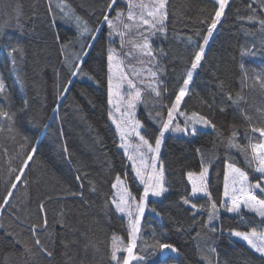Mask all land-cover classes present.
<instances>
[{"label":"trees","instance_id":"1","mask_svg":"<svg viewBox=\"0 0 264 264\" xmlns=\"http://www.w3.org/2000/svg\"><path fill=\"white\" fill-rule=\"evenodd\" d=\"M109 2L0 0V24L9 25L0 39V80L5 86L0 93V108L14 117L13 121L0 117V203L16 175L21 176L10 204L0 214V264H116L111 260L113 235L119 237L120 264L128 256L131 217L116 211L112 185L117 177L124 178L135 197L143 188L109 118L108 48L114 49L115 60L142 89L141 100L135 104L136 119L159 133L195 52L204 45L218 4L215 0H166L167 16L161 32L158 19L156 28L141 25L138 30L135 24L141 9H134L137 21H129L127 0H118L112 10L107 8ZM133 3L151 6L157 0ZM117 11L124 14L122 23L118 22L110 37L112 29L103 17L108 14L115 20ZM65 12L71 18L65 17ZM249 16L254 19L249 20ZM76 17L81 21L79 27ZM261 20L264 0H229L204 45L205 56L193 71L170 125V129L177 124L185 127V117L198 113L211 120L215 128L189 123L190 129L195 128L194 134L169 130L162 138L161 155L167 170H180L186 175L200 171L202 166L208 168L210 198L206 193L187 192L185 182L181 185L186 191L173 197L148 198L151 209L143 213L135 236L132 254L137 258L129 264H264V257L232 237L233 231H263L264 222L245 206L238 213H229L231 201L222 204L228 164L245 171L252 183L260 178L255 171L257 163L249 165L245 153L230 147L228 138L235 132L234 143L247 149L248 158L252 156L251 145L264 143V137L253 131L264 128ZM84 24L90 31H82ZM124 24L133 27L125 30ZM58 26L70 33L59 37ZM121 31L127 33L123 46L116 34ZM143 37L148 38L154 58L135 47L143 43ZM17 43L23 53L9 55ZM87 58L105 74V80L99 81L87 68ZM143 59L149 65L148 78L143 68H138ZM76 65H80L79 70ZM151 72L157 76L153 78ZM149 84L161 92L159 97ZM130 139L133 150L139 138ZM33 147L34 159L26 167L24 160ZM255 194L260 196L258 191ZM185 199L189 203H184ZM211 201L216 202L217 210L209 223ZM41 203L45 212L40 210ZM45 214L47 229L40 227L37 234L42 246L52 252L51 257L35 245L28 228L30 224L42 225ZM6 232H13L22 243L5 239ZM158 242L173 245L178 253L159 249Z\"/></svg>","mask_w":264,"mask_h":264},{"label":"snow or ice","instance_id":"2","mask_svg":"<svg viewBox=\"0 0 264 264\" xmlns=\"http://www.w3.org/2000/svg\"><path fill=\"white\" fill-rule=\"evenodd\" d=\"M118 0H110V2L107 5V8L109 10H112L114 6L117 4ZM215 2L218 4V8L215 11V16L212 19L211 26L208 28V35L204 37V45L208 43L209 37L213 33V29L216 28L218 22L220 21L221 16L224 14V9L225 6L228 4L229 0H215ZM128 3V12H127V19L129 21H137V17L134 14V9L139 8L141 9L140 15H139V22L135 24L137 29L139 30L141 28V25H149L150 28H156V23L155 21L158 19L160 23V31L163 32V22L166 19L167 12H166V0H157V4L155 5H145L143 3L140 4H134L133 0H127ZM151 8V10H147ZM145 10L146 11V16H145ZM21 13L17 11V17H19ZM123 12L117 11L116 12V17L115 20L110 19L108 14H105L103 17V21L106 22L112 31L108 33V35L111 37L115 30L118 27V22H121V17L123 16ZM65 17L71 18L69 12L64 13ZM147 17V18H146ZM249 20H253L254 17L249 16ZM76 23L77 26L79 27L81 25V21L79 17H76ZM17 24H19V20H17ZM261 25H264V20L260 21ZM8 24H0V39H3L5 36V31L6 28L8 27ZM124 29L125 30H130L133 25L132 24H124ZM83 32H88L90 31L87 27L86 24L83 25ZM120 36L121 38V45L123 46L124 43V37L127 34L126 31H121L116 33ZM155 35V33H152ZM59 40V37H57ZM93 39L95 37L93 36ZM204 45H201L199 47V51L195 52L194 59L192 60L191 63V69L187 71V76L183 80V87L180 88L179 94L176 96V101L175 103L172 104L171 108L168 111V120L163 122L162 127L159 129V135L155 139V147L153 148L152 145L149 143V141L145 138L144 135L141 134V128L143 125L139 120H133V112L132 110L135 107V104L141 100L142 96V89L137 87V85L134 83L132 78H129L127 73H124L121 70V74L119 77L120 83L115 85L116 89H119L123 86V84L126 82L127 84V93H128V100L126 104H122V101H120V94L119 91H116L114 93V85H113V76H112V70L114 67V49L111 47L108 48L107 51V61H108V71H109V76H108V104L110 106L115 107V111L120 113V122H117L115 117L113 116V112L109 111V118L113 120V123L116 124V128L120 134L121 139H125L127 135L134 134L136 137L139 138V140L142 142V145L146 146L147 151L150 153H154L155 155L152 156L151 158V168H152V174H148L146 172L141 171L142 168L147 169L148 165L144 164V154L141 153L139 159L141 160V165L139 167L136 166L135 164V158L132 156H128L129 160L133 161V167L135 168L136 175L140 177L141 181L144 184V194L140 198V202L135 204V208L138 209L139 213L142 215L144 210H145V204L144 201L148 197L149 193L152 192L153 195L155 196H160L164 191L165 188L163 187V184H159V189L156 191H153V185L151 181L153 180V175L155 174V170L157 168L156 161L159 158V153L161 149V144H162V138L164 137L165 132L172 130L176 132H184L188 133L189 131L192 132V134L195 133V128L192 127L191 129L187 126L189 123L192 125L196 124H203L205 126H211L215 128V125L212 123L211 120H209L207 117L200 115L198 113H192L191 117H185V127H180L179 124L176 125L175 128L170 129V125L173 123V113L178 110L179 104L182 100V98L186 95L188 86L190 82L193 79V70H196L200 65L201 61L203 60L205 56V48ZM91 47V45H89ZM135 47L139 49L140 53L143 55H146L147 57L154 58L155 53L151 49V45L148 42L147 37H143V43L135 44ZM20 52L23 53V48L22 46L17 43L14 47H12L9 51V55H12L13 53ZM87 55V53H85ZM117 69H120L119 63L115 65ZM76 68L79 70L80 65H76ZM73 75H76V72L72 73ZM136 73H133V76H135ZM151 76L155 78L157 76L156 72H151ZM264 83V82H262ZM148 87L151 89L152 92L155 93L157 97L161 95V92L157 90V88L153 84H149ZM5 90V86L2 80H0V93H3ZM67 91V88H65V92ZM114 95L116 97V102L114 103ZM121 106H123L125 109H127V112H122L121 111ZM58 110V108H57ZM223 110V109H222ZM180 115H184V113H180ZM0 117H3L7 119L8 121H13V115L9 114L8 112L4 111L2 108H0ZM11 130V129H10ZM254 132H258L261 137H264V128H254ZM236 139V134L233 132L232 136L228 138V144L230 147H235L238 148L240 151L245 153L246 159H248L249 165H251L254 161L257 163V166L255 168V171L260 174V178L256 181L255 184L249 183L248 181V174L245 171H242L240 168L235 167L234 164H228L227 167L233 174V179H232V191L231 193L229 192V184H228V175H225V191H224V196L229 197L231 195V207H227V211L229 213L233 212H240L241 210V204H243L245 207H247L250 211L254 212L257 216L261 218V222H264V199L260 198V196H264V143L260 145H251V151H252V156L248 158V152L247 149L242 147L239 144L234 143ZM123 147H127L126 145H122ZM66 151V149H65ZM36 152V148L33 147L32 151L27 154V158L24 160V165L27 167L29 166V161L34 159V153ZM160 172L159 174L155 177L157 181L162 180L163 177V165H160ZM21 173H23L24 169L21 168L19 169ZM208 174V168L203 167L200 171V173L194 174L193 172H188L187 176L189 181L192 184V192L197 193V192H204L206 193L209 198L211 194L208 192L207 188V181L206 177ZM79 179V177H77ZM21 176L16 175L15 181L11 182V186L8 189L7 195L2 198V203H0V214H2L3 210H6L7 206L10 204V197L14 195V192L12 191L13 189L17 188L18 185L16 181H20ZM117 181L119 183V177H117ZM199 182V183H198ZM117 184H113V188L118 187ZM236 185H239L237 187ZM259 192L260 196L256 195L255 192ZM238 193V195H237ZM73 196H80L82 198L83 193H72ZM134 197H131V194L127 192L125 189L124 191L121 192L119 196V202L114 198L112 200V204L115 205V208L118 212L124 213L127 211V214L129 217H132V212L128 211L129 208V200L134 201ZM184 203H189L187 199L184 200ZM223 205L227 204V201H222ZM192 207L195 209L197 206L195 204L192 205ZM211 208L212 212L209 213L208 216V222L210 223L215 216L216 210H217V205L215 201H211ZM40 210L41 212H45V206L43 203L40 205ZM14 219L19 221V217H15ZM21 224H23V221H19ZM139 224H140V217L137 216L136 219L133 221L130 219V236L132 237V240L128 247L126 248V251L128 253V256L123 260V264H129V262L134 259L135 257L133 256V248L136 246V240L135 236L136 233L139 232ZM48 226V220L46 214L43 217V224L38 226L36 224H30L28 225V228L30 232L32 233L34 243L36 246L40 247L41 251L46 253L47 256L51 257L52 252L48 251L47 248L43 247L41 244V240L38 237V229L40 227H43L45 230L47 229ZM207 226V225H205ZM3 225H0V228H2ZM215 231V229H213ZM233 235L237 237H241L244 241L247 242V244L251 247V249L255 250V252L259 253L261 257H264V233L257 234L256 229H252L251 232H239V231H233ZM197 236H199V233H197ZM5 239L11 238L14 243H22L21 240L17 238V236L13 232H6L5 233ZM119 240V237L113 235L112 237V250H111V260L116 261V264H120V261L118 260L117 257V241ZM159 249L164 250L168 249L172 252H176L177 249L174 248L173 245L171 244H163L159 243L157 244ZM26 247V246H25ZM212 252H215L216 250L213 248L211 249Z\"/></svg>","mask_w":264,"mask_h":264},{"label":"rangeland","instance_id":"3","mask_svg":"<svg viewBox=\"0 0 264 264\" xmlns=\"http://www.w3.org/2000/svg\"><path fill=\"white\" fill-rule=\"evenodd\" d=\"M56 31L58 32L59 37H63L66 34H69L70 33L69 31L62 29L59 26L56 27ZM145 59H143L142 63L139 64L140 66H138V68L139 69L143 68V70L145 72L144 75L146 76V78H148L147 75L150 74V71H148L149 65H148V62ZM113 63H114V67H113V70H112V73L111 74L113 76L114 93L116 91H119L120 101H122V104H126L127 103V100H128L127 84H126V82L119 89H116V87H115V85H117V84L120 83L119 77H120V74H121V70L123 71V65H122V63H119V61H116L115 59H114V62ZM117 63H119L120 69H117V67H115V65ZM85 65L87 66L88 69H90V71L96 76V78L99 81L100 80L101 81L102 80H105V74L103 72L99 71L98 67H96V65L94 64V62L91 61V59H88V58L85 59ZM146 67H147V69H146ZM190 69H191V66L188 68V70H190ZM123 72L124 73H127L125 71H123ZM127 75H128V73H127ZM138 76L141 77V75H139V74H138ZM186 76H187V73H186ZM186 76H185V78H186ZM128 77H129V75H128ZM133 81H134V79H133ZM183 86L184 85H182L181 87H183ZM107 93H108V90H107ZM115 102H116V97L114 95V103ZM135 107L132 110V112H133L132 119L133 120H137L136 119V115L134 114ZM109 111H112L113 112V116L115 117L116 121L117 122H120V113H118V112L115 111V107L109 105ZM121 111L122 112H127L128 110L125 109L123 106H121ZM110 121H111L112 125H115V128H116V124L113 123V120L110 119ZM141 124L143 125V127L140 130L141 131V134L145 136V138L149 141V143L154 148L155 147V139L159 135V133H157V131H155L151 126H149V124H146V123H141ZM116 130H117V128H116ZM117 135L120 138L119 145L126 152L127 156H132V157L135 158V164H136L137 167H139L141 165V160L139 159V157H140V154L141 153L145 154V152L147 151L146 146L142 145V142L139 140L138 141V144L132 150V147L133 146H132V142H131V139L130 138H133L135 135L134 134L127 135L126 138L123 139V140L121 139L118 130H117ZM122 145H126L127 147L125 148ZM161 154H162V145H161V149H160V153H159V158L156 161L157 168L155 170V174L153 175V180L151 181V183L153 185V191H156V190L159 189V184L160 183L163 184V187L165 188V191L160 196H155V195L152 194V192H150L149 195H148V197L144 201V204H145V210H144V212L147 211V209L148 210L151 209L150 207H148V200H149L148 198H159V197H165L166 195H169V197H173L176 193H180L181 191H186V187L185 186L182 187V185H181L182 183L184 184V182L188 186L187 188L190 190V192H192V184L189 181L187 174L185 175L180 170L177 171V170H173L171 168L170 169L168 168V170H167V166L163 163V155H161ZM153 155H155V154L154 153H150L148 151L146 152V156L144 155V164L148 165V167H147V169L142 168L141 169L142 173L143 172H146L148 174H152L151 158H152ZM129 162H130V165H131L132 170L134 172L135 178H138V180L141 182L143 190L141 191V193H140V195L138 197L132 196V193L130 192V189H128L127 185L124 182V178L120 177L119 178V183H118V181L116 182V184L118 183V187L117 188H114L115 192H114L113 199L115 198L119 202V196H120L121 192L124 191L125 189L127 190V192H129L131 194V197H134L135 198L134 201L133 200H129V208H128V211H131L130 210V207L132 205L133 208H132V211L131 212H132L133 215L131 217V220L134 221L137 216H139L140 219H141V217L143 215V214L141 215L139 213L138 209L135 208V204L140 202V198L144 194V184L141 181L140 177L136 175L135 168L133 167V161L132 160H129ZM161 164L163 165V177H162V180L157 181L155 177L159 174V172L161 170L160 169V165ZM200 171H190V172H193L194 174H197L198 175L200 173ZM225 174H227L228 177H229L228 184H229V192L231 193L232 187H233V185H232L233 174L228 169V167L226 169ZM249 183H252V182L249 181ZM255 183H252V184H255ZM236 186L239 187V185H236ZM224 191H225V181H224ZM195 194H201L202 195V194H205V193L204 192H197ZM237 195H238V193H237ZM260 198L264 199V196L263 197H260ZM223 201H227V203L230 202L231 201V195L229 197H225L224 196V192H223ZM241 206H244V205L241 204ZM114 207H115V205H114ZM124 214H127V211L124 212ZM130 232H131V228H130ZM261 233H264V230L263 231H257V234H261ZM232 237L243 240L241 237H237V236L233 235V233H232ZM244 242L247 244L246 241H244ZM164 251L165 252H169V253H174V254L178 253V251L172 252V251H170L168 249H164ZM133 256L137 258V256L135 254H133ZM165 264H168V263H165ZM171 264H177V263L176 262H173Z\"/></svg>","mask_w":264,"mask_h":264},{"label":"bare ground","instance_id":"4","mask_svg":"<svg viewBox=\"0 0 264 264\" xmlns=\"http://www.w3.org/2000/svg\"><path fill=\"white\" fill-rule=\"evenodd\" d=\"M187 192H189V189L187 190Z\"/></svg>","mask_w":264,"mask_h":264}]
</instances>
